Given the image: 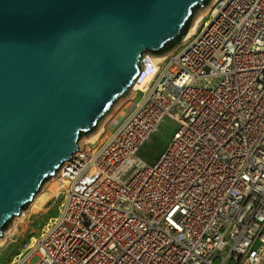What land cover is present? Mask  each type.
Wrapping results in <instances>:
<instances>
[{
  "label": "built area",
  "instance_id": "1",
  "mask_svg": "<svg viewBox=\"0 0 264 264\" xmlns=\"http://www.w3.org/2000/svg\"><path fill=\"white\" fill-rule=\"evenodd\" d=\"M179 48L141 56L152 80L63 161L58 214L7 264H264V0H215Z\"/></svg>",
  "mask_w": 264,
  "mask_h": 264
},
{
  "label": "water",
  "instance_id": "2",
  "mask_svg": "<svg viewBox=\"0 0 264 264\" xmlns=\"http://www.w3.org/2000/svg\"><path fill=\"white\" fill-rule=\"evenodd\" d=\"M208 1L0 0V235Z\"/></svg>",
  "mask_w": 264,
  "mask_h": 264
},
{
  "label": "rangeland",
  "instance_id": "3",
  "mask_svg": "<svg viewBox=\"0 0 264 264\" xmlns=\"http://www.w3.org/2000/svg\"><path fill=\"white\" fill-rule=\"evenodd\" d=\"M215 0H209L206 4L200 6L194 13V19L199 15L200 12L204 9L211 7ZM209 12V11H208ZM191 24V26H192ZM186 36V35H185ZM185 37L171 50L162 55L173 54L183 43ZM183 47L179 48L178 51H181ZM155 56V55H154ZM160 56V55H157ZM153 58V57H152ZM218 80H215V83ZM134 84L132 85V87ZM130 87L127 94L121 96L111 107L99 125L88 132L87 134H82L80 137V144H89L86 138L95 134L99 128L103 129L102 133L99 135L96 141H102L110 131H115L116 126H112L114 118L122 115L126 109V106L129 104L128 100L134 97V90L139 88L136 86L134 89ZM141 98V93H137L136 100ZM177 128V123L174 119L168 117L164 120L158 131L154 136L145 144L140 152V155L144 157L148 162H153L158 158L160 152L164 149L166 144L171 140L174 131ZM61 168L57 171V175L51 176L48 178L41 189L36 195L38 199L35 203L32 204V201L27 204V207L22 209V215H16L12 218L11 222L5 226L3 229L2 235H0V264H7L14 253L24 247V245L30 240V238L36 235L44 223L50 216H56L58 214V207L61 200V186L64 181H58V173L61 171ZM229 246H227L222 252V255L216 257L213 261L214 264H222L223 257L226 255ZM225 264H233L232 260H228Z\"/></svg>",
  "mask_w": 264,
  "mask_h": 264
},
{
  "label": "bare ground",
  "instance_id": "4",
  "mask_svg": "<svg viewBox=\"0 0 264 264\" xmlns=\"http://www.w3.org/2000/svg\"><path fill=\"white\" fill-rule=\"evenodd\" d=\"M210 9L209 8H206V9H204V11H202V12H200L199 13V15L197 16V18L195 19V21H194V23L192 24V26H190V29H189V31L186 33V36H184L185 37V39L183 40L184 42L185 41H187L189 38H191V36H193V34H195L196 33V31H197V29H198V27H199V25L201 24V22H202V20L205 18V16L207 15V13H208V11H209ZM145 53H148V51H146ZM144 53V54H145ZM143 54V55H144ZM150 54V53H149ZM151 55V58H152V60L155 62V63H161V62H163V61H165L167 58H168V55L166 56V55H160V56H154L153 54H150ZM153 74H148L141 82H137V80L134 82V86L132 87V89H134L136 86H138L139 88H142V87H144V85H146L147 83H149L151 80H152V78H153ZM137 89V88H136ZM135 89V90H136ZM134 90V92H132L133 93V95H135L136 94V91ZM120 98V97H119ZM103 126V125H102ZM101 126V127H102ZM101 127L99 128L100 130H98L95 134H93V135H91V136H89L88 138H86L87 139V141L88 142H90V143H93V142H96V140L98 139V137H99V135L102 133L101 131H103V129H101ZM103 128V127H102ZM78 145L79 146H83L82 144H80V139H79V141H78ZM64 164V163H63ZM62 164V165H63ZM61 167V166H60ZM61 171L58 173V181H64L65 180V178L63 177V176H61ZM57 175V171H56V173H55V176ZM65 183H67V181L65 180L64 182H63V184H65ZM62 184V185H63ZM38 193V192H37ZM36 193V194H37ZM38 197V195H35L34 197H33V199H32V204L33 203H35L36 202V200L38 199L37 198ZM23 213H22V211H21V213L19 214V215H22ZM1 243V242H0ZM1 245V244H0Z\"/></svg>",
  "mask_w": 264,
  "mask_h": 264
},
{
  "label": "crops",
  "instance_id": "5",
  "mask_svg": "<svg viewBox=\"0 0 264 264\" xmlns=\"http://www.w3.org/2000/svg\"><path fill=\"white\" fill-rule=\"evenodd\" d=\"M111 132V131H110Z\"/></svg>",
  "mask_w": 264,
  "mask_h": 264
}]
</instances>
